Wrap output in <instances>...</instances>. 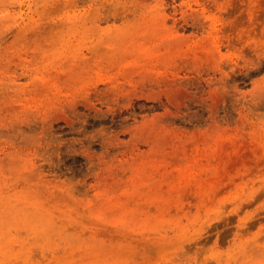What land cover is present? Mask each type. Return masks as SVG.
Segmentation results:
<instances>
[{
	"label": "rangeland",
	"instance_id": "obj_1",
	"mask_svg": "<svg viewBox=\"0 0 264 264\" xmlns=\"http://www.w3.org/2000/svg\"><path fill=\"white\" fill-rule=\"evenodd\" d=\"M0 264H264V0H0Z\"/></svg>",
	"mask_w": 264,
	"mask_h": 264
},
{
	"label": "bare ground",
	"instance_id": "obj_2",
	"mask_svg": "<svg viewBox=\"0 0 264 264\" xmlns=\"http://www.w3.org/2000/svg\"><path fill=\"white\" fill-rule=\"evenodd\" d=\"M99 94H101V93H99ZM104 94H105V93H104ZM106 95H107V93H106ZM99 96H100V95H99ZM109 96H110V95H109ZM106 97H107V96H106ZM106 97H105V98H106ZM105 98H104V99H105ZM90 100H91V99H90ZM99 100H100V99H99ZM88 101H89V100H88ZM92 103H93V102H92ZM90 104H91V103H90ZM93 107H95V106H93ZM86 108H87V107H86ZM95 108H96V107H95ZM89 109H90V108H89ZM89 109H88V110H89ZM93 110H94V109H93ZM86 117H87V116H86ZM74 120H75V119H74ZM77 120H78V119H77ZM80 120H82V119H80ZM70 123H71V120H70Z\"/></svg>",
	"mask_w": 264,
	"mask_h": 264
}]
</instances>
